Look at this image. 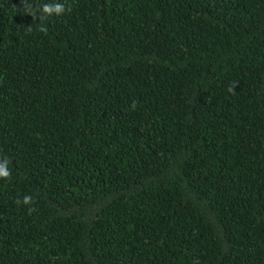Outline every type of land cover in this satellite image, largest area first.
<instances>
[{
	"label": "trees",
	"instance_id": "1",
	"mask_svg": "<svg viewBox=\"0 0 264 264\" xmlns=\"http://www.w3.org/2000/svg\"><path fill=\"white\" fill-rule=\"evenodd\" d=\"M0 166V264H264V0H0Z\"/></svg>",
	"mask_w": 264,
	"mask_h": 264
},
{
	"label": "clouds",
	"instance_id": "2",
	"mask_svg": "<svg viewBox=\"0 0 264 264\" xmlns=\"http://www.w3.org/2000/svg\"><path fill=\"white\" fill-rule=\"evenodd\" d=\"M46 12H52V11H56V12H61L63 10V6L60 4H57L56 7L54 9L52 8H48L47 6H45L44 9ZM10 176V173L6 170V168L4 166H0V177H4V178H8ZM31 200L30 197H25L24 198V202L25 203H29Z\"/></svg>",
	"mask_w": 264,
	"mask_h": 264
}]
</instances>
